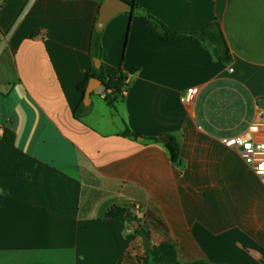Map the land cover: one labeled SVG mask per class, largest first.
Instances as JSON below:
<instances>
[{"label": "crops", "instance_id": "crops-1", "mask_svg": "<svg viewBox=\"0 0 264 264\" xmlns=\"http://www.w3.org/2000/svg\"><path fill=\"white\" fill-rule=\"evenodd\" d=\"M103 1L0 0V264H142L114 207L180 264H264V180L225 145L264 128V0H125L141 11L106 25L101 63L126 95L112 108L96 90L78 120ZM144 13L185 34L219 23L232 63L160 40Z\"/></svg>", "mask_w": 264, "mask_h": 264}, {"label": "trees", "instance_id": "trees-1", "mask_svg": "<svg viewBox=\"0 0 264 264\" xmlns=\"http://www.w3.org/2000/svg\"><path fill=\"white\" fill-rule=\"evenodd\" d=\"M103 1V0H101ZM125 1V0H124ZM130 14L135 12H140L141 9L135 4L131 5ZM144 20L147 23L149 29L160 40L164 42L175 41L180 39H188L197 45L205 47L215 56L216 60L222 64L230 65L233 61L230 49L227 45L225 36L219 23H212L203 28L200 32L185 34L175 32L163 23L155 19L153 16L144 13ZM91 56L93 60L102 61L103 57V47H102V32H97L95 27L93 28L92 40H91ZM92 78H97L102 82V88L104 89L105 102L112 108H116L118 101L123 100V90L126 86L127 77L119 72L114 75H108L105 71L104 65L101 63L99 69H96L94 64L85 73L84 81L79 85V91L82 94V100L75 112V118L81 120L90 109H86L84 106V99L88 84ZM110 91V93H108ZM93 96V94H92ZM123 136L138 139L139 136L127 130ZM4 138L10 143L14 142V134L10 131L4 132ZM158 141L163 142L167 148L171 161L175 164L180 163L181 155V143L180 139L174 135H163ZM107 218L121 224H132V222L140 221L134 217L131 212L122 207H114L107 213ZM135 233L139 237H144L148 235V232L144 229H137ZM142 264H180L178 251L175 243L172 241H166L154 249H149L146 251L145 257L141 260ZM207 264V263H199Z\"/></svg>", "mask_w": 264, "mask_h": 264}, {"label": "built area", "instance_id": "built-area-1", "mask_svg": "<svg viewBox=\"0 0 264 264\" xmlns=\"http://www.w3.org/2000/svg\"><path fill=\"white\" fill-rule=\"evenodd\" d=\"M196 93L195 89L189 90L183 101L191 103ZM125 95L126 91L123 90V96ZM225 145L238 149L244 161L253 167L256 173L264 180V128H253L249 133L241 137L226 140Z\"/></svg>", "mask_w": 264, "mask_h": 264}, {"label": "water", "instance_id": "water-1", "mask_svg": "<svg viewBox=\"0 0 264 264\" xmlns=\"http://www.w3.org/2000/svg\"><path fill=\"white\" fill-rule=\"evenodd\" d=\"M131 5L124 0H104L98 15V19L95 24V29L97 32H103L106 25L116 16L127 13L131 10ZM95 68L99 69L101 62L99 60L94 61ZM102 87V82L97 78H92L88 84L84 104L89 107L92 102V94ZM136 229L140 228V224L137 221L132 223ZM143 245L145 250L154 249L151 244L150 237L145 235L143 237Z\"/></svg>", "mask_w": 264, "mask_h": 264}, {"label": "rangeland", "instance_id": "rangeland-1", "mask_svg": "<svg viewBox=\"0 0 264 264\" xmlns=\"http://www.w3.org/2000/svg\"><path fill=\"white\" fill-rule=\"evenodd\" d=\"M99 94L100 95H103L104 94V89L102 87H100V88L97 89L96 95L94 96V99L95 100L101 99Z\"/></svg>", "mask_w": 264, "mask_h": 264}]
</instances>
